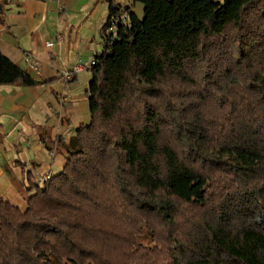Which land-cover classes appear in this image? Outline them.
<instances>
[{
    "label": "trees",
    "instance_id": "obj_1",
    "mask_svg": "<svg viewBox=\"0 0 264 264\" xmlns=\"http://www.w3.org/2000/svg\"><path fill=\"white\" fill-rule=\"evenodd\" d=\"M137 1L108 0L60 174L0 198V264H264V0Z\"/></svg>",
    "mask_w": 264,
    "mask_h": 264
},
{
    "label": "crops",
    "instance_id": "obj_2",
    "mask_svg": "<svg viewBox=\"0 0 264 264\" xmlns=\"http://www.w3.org/2000/svg\"><path fill=\"white\" fill-rule=\"evenodd\" d=\"M110 1L142 19L139 1ZM107 15L108 0H0V53L37 82L0 86V198L20 210L34 180L60 174L65 146L89 122L91 72L62 76L101 53Z\"/></svg>",
    "mask_w": 264,
    "mask_h": 264
},
{
    "label": "built area",
    "instance_id": "obj_3",
    "mask_svg": "<svg viewBox=\"0 0 264 264\" xmlns=\"http://www.w3.org/2000/svg\"><path fill=\"white\" fill-rule=\"evenodd\" d=\"M119 20L122 24H126L128 21V13L126 11L121 12ZM115 30H116L115 26H112L110 28V31H115ZM46 46L50 47L52 46V43H47ZM96 64H98V61L95 57L89 58L87 60H79L71 65L70 69L63 74L62 79L65 82H69L75 77V75L84 71H90L91 68ZM30 67L32 68V70H35V66H30ZM50 178H51L50 175H44L42 178L34 180L33 183L35 184L36 187L40 188Z\"/></svg>",
    "mask_w": 264,
    "mask_h": 264
},
{
    "label": "rangeland",
    "instance_id": "obj_4",
    "mask_svg": "<svg viewBox=\"0 0 264 264\" xmlns=\"http://www.w3.org/2000/svg\"><path fill=\"white\" fill-rule=\"evenodd\" d=\"M141 241H142L143 244H147L148 245V243H149V242H147L146 240H143V239Z\"/></svg>",
    "mask_w": 264,
    "mask_h": 264
}]
</instances>
